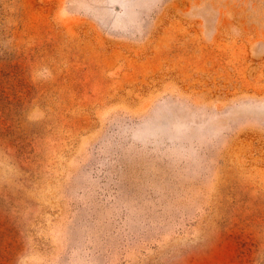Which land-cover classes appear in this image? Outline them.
<instances>
[{"label": "rangeland", "instance_id": "rangeland-1", "mask_svg": "<svg viewBox=\"0 0 264 264\" xmlns=\"http://www.w3.org/2000/svg\"><path fill=\"white\" fill-rule=\"evenodd\" d=\"M0 264H264V0H0Z\"/></svg>", "mask_w": 264, "mask_h": 264}]
</instances>
